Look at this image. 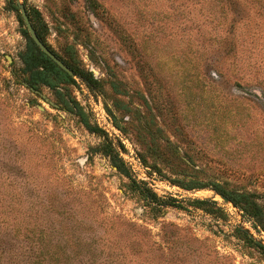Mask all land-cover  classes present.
<instances>
[{
  "label": "rangeland",
  "instance_id": "374dc122",
  "mask_svg": "<svg viewBox=\"0 0 264 264\" xmlns=\"http://www.w3.org/2000/svg\"><path fill=\"white\" fill-rule=\"evenodd\" d=\"M18 2L97 84L31 90L21 9L0 0V264H264L241 209L173 182L264 203V0Z\"/></svg>",
  "mask_w": 264,
  "mask_h": 264
},
{
  "label": "trees",
  "instance_id": "16d2710c",
  "mask_svg": "<svg viewBox=\"0 0 264 264\" xmlns=\"http://www.w3.org/2000/svg\"><path fill=\"white\" fill-rule=\"evenodd\" d=\"M15 7H18V0H14ZM26 25V24H25ZM35 28V25H34ZM37 30V29H36ZM27 36L29 37L30 45L27 50L22 54V60L24 63L23 71L27 73V82L30 87L38 89L40 85H46L50 88L58 87L60 83L73 84L75 83V76L83 79L86 84L92 88L96 87L97 78L92 70L84 71L79 66L73 65L60 57L45 41L43 35L37 30L38 36L42 39L48 47L55 52L74 72L75 76H71L68 72L63 70L54 60H52L47 54H45L40 47L35 43L31 37L27 27L25 29ZM67 107H74L75 105H70V100L65 101ZM80 115H85L84 112H80ZM86 126H88L92 131L100 132L102 131L97 126L93 127L87 119L84 120ZM118 127L119 124H116ZM115 155L112 156L111 152H107L111 158L113 157L114 165L117 166L118 170L123 172L129 178L131 177L129 172L124 167L123 160L118 156V152L114 149ZM174 183L187 188H205L211 187L217 193L227 196L239 209L244 213V216L252 222L254 228L260 227L264 231V203L260 200V196L255 191H251L245 188L238 187H226L224 184L219 182L200 183L194 179H181L177 178L173 180ZM133 183V182H132ZM139 190L140 194L147 202L153 205L155 208L159 209L162 205H168L169 202H165L160 199L156 193H154L147 186H132ZM192 203L196 206L203 207L210 203L208 200H194ZM157 205V206H156ZM246 239L253 241L251 236L247 234L244 230H240ZM254 243V242H253ZM256 244V243H255ZM258 247L264 250V246L261 244H256Z\"/></svg>",
  "mask_w": 264,
  "mask_h": 264
},
{
  "label": "water",
  "instance_id": "95a60500",
  "mask_svg": "<svg viewBox=\"0 0 264 264\" xmlns=\"http://www.w3.org/2000/svg\"><path fill=\"white\" fill-rule=\"evenodd\" d=\"M18 6L20 7L21 9V14H22V17H23V20L26 24V27L31 35V37L33 38V40L35 41V43L40 47V49L45 53L47 54L52 60H54L63 70H65L66 72H68L71 76H75L73 70L55 53L53 52L43 41L42 39L38 36L31 20H30V17H29V14L25 8V6H23L22 4H20L18 2ZM27 86L35 91V92H39L37 89H35L34 87H30L29 84L27 83ZM44 98H46L49 102L50 99L45 95L43 94L42 92H39ZM52 103V102H51ZM221 198H223L226 202H230L233 206L236 207V205L225 195L223 194H220V193H217Z\"/></svg>",
  "mask_w": 264,
  "mask_h": 264
}]
</instances>
